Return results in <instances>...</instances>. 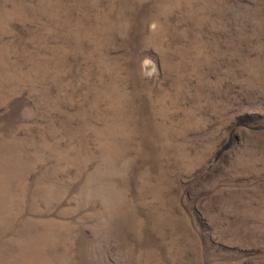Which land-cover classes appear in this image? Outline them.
<instances>
[{"label":"rangeland","instance_id":"rangeland-1","mask_svg":"<svg viewBox=\"0 0 264 264\" xmlns=\"http://www.w3.org/2000/svg\"><path fill=\"white\" fill-rule=\"evenodd\" d=\"M0 264H264V0H0Z\"/></svg>","mask_w":264,"mask_h":264}]
</instances>
